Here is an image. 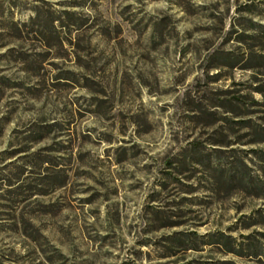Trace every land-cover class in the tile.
Wrapping results in <instances>:
<instances>
[{"label":"rangeland","instance_id":"obj_1","mask_svg":"<svg viewBox=\"0 0 264 264\" xmlns=\"http://www.w3.org/2000/svg\"><path fill=\"white\" fill-rule=\"evenodd\" d=\"M262 210L264 0H0V264H256Z\"/></svg>","mask_w":264,"mask_h":264},{"label":"trees","instance_id":"obj_2","mask_svg":"<svg viewBox=\"0 0 264 264\" xmlns=\"http://www.w3.org/2000/svg\"><path fill=\"white\" fill-rule=\"evenodd\" d=\"M237 174V173H236ZM236 175L233 174L230 177V183L233 182V179ZM243 174L241 178H243ZM255 217L249 218L251 223L245 225L244 227L249 229L256 225H264V210L256 213ZM245 220V219H244ZM258 236L261 239H256L253 235L245 237L244 240H247V243H236L235 239L225 235L223 233L219 234L217 238V245L222 249L224 255H233L239 258H248L256 262V264H264V233H260ZM254 238V239H253ZM212 264H236L232 261H220Z\"/></svg>","mask_w":264,"mask_h":264}]
</instances>
